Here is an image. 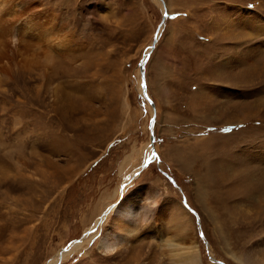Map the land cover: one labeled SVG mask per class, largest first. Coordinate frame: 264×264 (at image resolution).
I'll use <instances>...</instances> for the list:
<instances>
[{
	"label": "rangeland",
	"instance_id": "obj_1",
	"mask_svg": "<svg viewBox=\"0 0 264 264\" xmlns=\"http://www.w3.org/2000/svg\"><path fill=\"white\" fill-rule=\"evenodd\" d=\"M75 1L67 30L91 60L62 78L80 83L66 115L47 84L45 115L23 128L26 110L8 127L1 110L0 264H47L86 233L55 264H189V248L199 264H264V0ZM125 200L136 230L107 254L100 241L131 225L121 213L110 228Z\"/></svg>",
	"mask_w": 264,
	"mask_h": 264
},
{
	"label": "bare ground",
	"instance_id": "obj_2",
	"mask_svg": "<svg viewBox=\"0 0 264 264\" xmlns=\"http://www.w3.org/2000/svg\"><path fill=\"white\" fill-rule=\"evenodd\" d=\"M57 1L0 0V116L1 110H3L6 114H3L2 118H8L3 121L2 127H8L10 125V122L12 121H10V119L16 115L9 116V111L11 112L15 109L17 111V108H19V110L20 108L22 110H26L20 118L15 117L14 127L18 126L17 129L23 125L24 119L30 120V118L36 115H45V107L48 105L45 102L47 98H42L40 95V93L43 92L42 87L45 86V84L48 86L46 88L52 92V96L50 97L52 100V106H50L51 104L49 103L50 110L52 107L54 111L63 117L66 115L67 107L70 102L76 98L74 95L77 94L75 93V90L80 83L71 80L64 81L62 78L69 75L73 71L76 72L87 68L91 58L87 53V48L82 45L84 43L81 44L76 39L72 31L69 29L67 30V21H69L75 29L81 24V21L77 19L76 12V10L80 8V3L75 0ZM105 7V4L101 5L100 13L103 12V14L107 15L109 12H113ZM155 40L157 42L158 37H156ZM156 44L157 43H153V46H156ZM153 46L151 47V51L154 50ZM148 55L144 58V60L148 59ZM144 60L141 66L144 63ZM52 78H56V82H54L55 84L53 83L54 86L51 83ZM40 83H42V85H40ZM86 86L88 88L85 93L81 95V99L83 100H86L88 96L93 94L91 85ZM142 88L144 95L145 89L144 87ZM34 89L37 90L38 95L33 92ZM147 95L149 96L148 92ZM151 109L152 116L154 118L152 120V127L154 128L156 118L154 117L155 114L152 106ZM32 120H35V118ZM64 129L66 130L67 128L60 127L56 131H63ZM46 141L49 140L47 139L41 142L42 144H46ZM151 149L154 151L155 145L152 144ZM152 153L153 152L149 150L145 156L146 159L144 160V163L138 167L137 170H135L128 180L124 181L123 184L121 183L122 185L119 187L120 195L125 190L128 182L130 183L134 178H136L142 169L147 167L150 162L149 159L154 158ZM158 202L159 198H155L153 200L154 205H157ZM139 209V205L132 203V200L121 201L120 205L117 207L114 205L109 208L107 213L111 210L113 214L111 215L113 216V219L110 221V228H117V226L120 225L119 217L123 219L121 213L131 220V225H121V234L115 235L114 238H111L110 234L105 236L100 241L99 250L107 254H111L114 253V251H117L120 247L124 246L125 238L123 235L128 236L136 230H134V226L137 221V212ZM147 218L148 213L145 214V220ZM94 228L96 227L94 226ZM92 231L93 230H90V233H92ZM86 235H84L81 240H84ZM81 240L79 241V246L77 243L74 245L72 244L71 247L62 251L59 256L52 259L47 264H55L68 258L71 253H75L74 251L82 247V243L84 241L81 242ZM184 258L189 264H199L197 262V251L193 248H189L186 257Z\"/></svg>",
	"mask_w": 264,
	"mask_h": 264
},
{
	"label": "water",
	"instance_id": "obj_3",
	"mask_svg": "<svg viewBox=\"0 0 264 264\" xmlns=\"http://www.w3.org/2000/svg\"><path fill=\"white\" fill-rule=\"evenodd\" d=\"M165 15H166V11H165ZM155 43H157L156 42V40L154 41V44ZM155 48V46H153V49ZM146 61H147V59H145L144 60V63H143V65L141 66V74H142V76H143V82H144V84H143V86H144V89H145V97H146V99L149 101V103H150V105L152 106V108L154 109V114L156 113V110H155V103L153 102V100L151 99V98H149V96L147 95V92H146V85H145V78H144V68H145V63H146ZM152 144H154V140H152ZM166 175V174H165ZM169 179H170V181L174 184V186H177V184L175 183V181H174V179L172 178V177H169V175H166ZM185 202V204H187L186 203V201H184Z\"/></svg>",
	"mask_w": 264,
	"mask_h": 264
}]
</instances>
